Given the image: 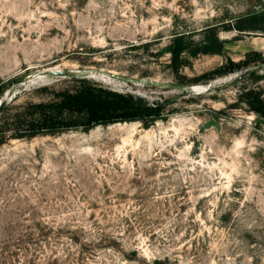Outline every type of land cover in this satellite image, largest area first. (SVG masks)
I'll list each match as a JSON object with an SVG mask.
<instances>
[{"label":"rangeland","instance_id":"rangeland-1","mask_svg":"<svg viewBox=\"0 0 264 264\" xmlns=\"http://www.w3.org/2000/svg\"><path fill=\"white\" fill-rule=\"evenodd\" d=\"M254 4L0 0V81L20 79L0 101L56 102L87 79L167 104L149 128L125 122L1 145L0 264H264V118L238 103L264 80L231 85L241 70L193 82L244 60L264 37L221 29L222 55L189 57L182 78L166 53L179 29L198 43ZM261 64L250 69L264 78Z\"/></svg>","mask_w":264,"mask_h":264},{"label":"trees","instance_id":"trees-1","mask_svg":"<svg viewBox=\"0 0 264 264\" xmlns=\"http://www.w3.org/2000/svg\"><path fill=\"white\" fill-rule=\"evenodd\" d=\"M210 26L203 30V38L194 43L186 31L180 35H174L166 53L171 54L169 67L173 69L177 78H182L179 71L184 67H190L192 59L200 55H222L226 40H220L219 32L237 31L239 34L264 37V1L255 0L250 11H247L230 22ZM233 40H239L235 37ZM264 65V54L255 50L245 54V59L234 62L230 58L219 68L205 73L193 82L212 81L217 77L251 68L253 64ZM74 77V75H69ZM245 79H253L256 84L264 78L253 70ZM20 82L19 78L0 81V90H7L11 85ZM79 88L74 92L60 94L59 100L50 103H29L16 106L13 102L7 103L0 113L1 117L9 113L3 123H0V146L11 139L29 140L40 135H55L68 131H90L98 126H109L125 122H141L146 128L154 125L158 120L165 118L166 103H150L141 98L123 96L121 94L107 92L96 88L89 80L80 79ZM186 88L185 85H180ZM238 103L245 104L249 110L264 118V86L243 88L238 96ZM15 111V114H13ZM11 112V115H10Z\"/></svg>","mask_w":264,"mask_h":264},{"label":"water","instance_id":"water-1","mask_svg":"<svg viewBox=\"0 0 264 264\" xmlns=\"http://www.w3.org/2000/svg\"><path fill=\"white\" fill-rule=\"evenodd\" d=\"M264 1V0H263ZM178 34L182 35L184 32L182 29H179L177 31ZM254 69H248L246 70L245 72L239 74V75H235L234 77H231L230 78V84L231 85H235V84H239L241 82H243L245 80V78H247V76L253 71ZM54 75H60V74H63L62 72H52ZM66 74V73H64ZM140 83L142 84H153V83H150L148 81H145V80H141ZM210 91V87H208L207 89H205V93L206 92H209ZM6 98H12V95L10 93H8L6 95ZM7 104V99H4V100H1L0 101V113L2 111V109L5 107V105Z\"/></svg>","mask_w":264,"mask_h":264},{"label":"crops","instance_id":"crops-1","mask_svg":"<svg viewBox=\"0 0 264 264\" xmlns=\"http://www.w3.org/2000/svg\"><path fill=\"white\" fill-rule=\"evenodd\" d=\"M255 44H258L257 47L252 48V50L258 51V52H264V38H254ZM227 45V44H225Z\"/></svg>","mask_w":264,"mask_h":264},{"label":"bare ground","instance_id":"bare-ground-1","mask_svg":"<svg viewBox=\"0 0 264 264\" xmlns=\"http://www.w3.org/2000/svg\"><path fill=\"white\" fill-rule=\"evenodd\" d=\"M231 78V77H230ZM229 77L228 78H226L227 80H229L230 79ZM225 79V80H226ZM208 86L209 85H206V86H201V85H197V86H194V91H196V92H204L205 91V89H207L208 88Z\"/></svg>","mask_w":264,"mask_h":264}]
</instances>
